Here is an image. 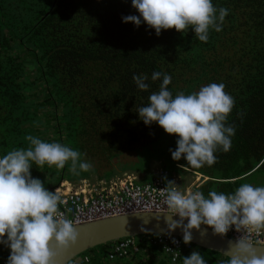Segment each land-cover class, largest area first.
I'll use <instances>...</instances> for the list:
<instances>
[{"label":"trees","instance_id":"1","mask_svg":"<svg viewBox=\"0 0 264 264\" xmlns=\"http://www.w3.org/2000/svg\"><path fill=\"white\" fill-rule=\"evenodd\" d=\"M212 3L226 7L229 14L222 31L211 30L208 41L201 42L191 30H162L157 36L146 23L137 27L123 22L124 16H139L131 0H0V157L27 148L25 137L32 135L67 145L93 165V170L74 175L66 163L64 179L71 182L122 176L128 170L114 171L117 157L140 154L147 162L160 160L166 178L180 169L203 174L205 196L210 191L232 193L243 183L264 186V0ZM24 49L33 52L42 79L48 80L45 98L26 73L27 59L20 52ZM153 72L171 76L168 89L173 97L210 83H223L234 97L227 121L236 129L232 146L215 153L217 162L211 167L181 168L186 161H174L169 151L175 150L177 137L139 119L137 109L148 104L162 83V77L151 79ZM141 74L148 77L147 91L133 81V75ZM32 169L57 183L53 166ZM106 169L113 170L110 176ZM157 174L138 181H151ZM154 236H137L139 250L119 258L120 264H183L193 250L207 264L229 259L190 243L172 261ZM109 244L111 248L112 243L103 246ZM97 249L89 251L91 263H111L108 250ZM10 251L0 244V264Z\"/></svg>","mask_w":264,"mask_h":264},{"label":"clouds","instance_id":"2","mask_svg":"<svg viewBox=\"0 0 264 264\" xmlns=\"http://www.w3.org/2000/svg\"><path fill=\"white\" fill-rule=\"evenodd\" d=\"M131 4L139 16H124L123 22L137 27L146 23L157 36L162 30L175 29L181 34L191 30L201 42L208 41L211 30L222 31L229 14L226 7L217 8L212 0H131ZM161 77L159 90L149 95L146 106L137 109L139 119L146 126L157 123L177 137L175 150L169 151L174 161H186L181 168L211 167L217 162L215 153L228 152L232 146L236 129L227 121L235 106L234 97L223 83H210L191 94L179 92L173 97L168 89L170 75L153 72L151 79ZM147 79L144 74L133 75L141 91L148 90ZM25 139L27 148L13 149L0 157V244L11 250L7 264H59L76 245L80 233L74 222L60 213V194L50 191L45 181L33 178L31 168L35 165L42 170L47 165L64 169L70 162L69 170L79 175L93 170V165L82 159L81 152L62 143L32 135ZM164 179L161 195H165L169 232L180 228L183 242L190 244L193 230L207 235L211 229L213 236L221 238L234 230L239 235L228 241L225 264H264V253L253 240V235H264V186L243 183L232 193L210 191L205 196L199 190L182 192L175 181ZM183 264L207 261L193 250L183 257Z\"/></svg>","mask_w":264,"mask_h":264},{"label":"built area","instance_id":"3","mask_svg":"<svg viewBox=\"0 0 264 264\" xmlns=\"http://www.w3.org/2000/svg\"><path fill=\"white\" fill-rule=\"evenodd\" d=\"M164 178L165 171L161 170L151 181L146 182H139L137 175L133 173H125L107 181L103 179L93 182L83 178L79 182H71L64 179L49 190H56L60 194L63 201L59 205L60 213L76 225L123 212L168 211L165 195H161V189L166 186ZM151 235H155V242L163 244L164 249L168 247L173 250L165 249L172 254V261H176L185 244L183 239L164 234ZM238 235L231 230L226 236L235 239ZM173 239L177 243H173ZM253 240L255 243L264 244V235H253ZM130 250H139L137 236L112 242L108 255L114 260L123 257ZM90 260L88 254H82L67 264H90ZM3 264H7V260H4Z\"/></svg>","mask_w":264,"mask_h":264},{"label":"water","instance_id":"4","mask_svg":"<svg viewBox=\"0 0 264 264\" xmlns=\"http://www.w3.org/2000/svg\"><path fill=\"white\" fill-rule=\"evenodd\" d=\"M168 211H134L123 212L108 217H103L84 223L76 224L80 233L75 246H72L60 259L59 264H67L70 260L80 254L97 247L117 241L129 236H139L148 234H164L177 236L183 239L180 228L169 232L166 218ZM173 219H179L174 217ZM187 223V221H185ZM204 226H202L203 228ZM234 238L225 236H213L211 229L207 230V235H201L199 231L193 230L192 244L217 251L221 255L229 258L228 241ZM260 253H264V244H258Z\"/></svg>","mask_w":264,"mask_h":264},{"label":"rangeland","instance_id":"5","mask_svg":"<svg viewBox=\"0 0 264 264\" xmlns=\"http://www.w3.org/2000/svg\"><path fill=\"white\" fill-rule=\"evenodd\" d=\"M22 54H23V58L27 59V67H26V73L27 75L33 80L35 81L36 80V84L34 86V88L39 91L40 95L42 98H45V91L46 89L49 88V84H48V80L46 79H42L43 77L41 76L40 74V70L38 68L37 65H35L36 61L34 60L35 58V55L33 54L32 51H26L25 49L24 50H21L20 51ZM48 104H51V102H47ZM48 109L51 111V106L48 105ZM58 137V136H55V138ZM145 153H149L145 150ZM137 155V156H136ZM148 155V154H147ZM120 158V159H118ZM151 158V157H150ZM118 159V162L117 164L114 165V171L117 169L120 170V172H124L126 170H128L126 173H133L135 175H137L139 181H142V180H145V178H149L151 176V173H153L154 171L155 172H158L160 173L161 170L163 171V169H161V163H160V160H157L156 159H153L151 160L150 159V162H147V158H145V155H138V154H135V155H120L119 157H117ZM135 160V162L133 161ZM53 169L57 172V177H56V180H57V183H60L62 180H64L65 178V174L67 172V169H66V166L64 169H57L55 166H53ZM151 170H153L151 172ZM34 171V173H33ZM113 170L111 169H106L105 171V174L106 176H110V173L112 172ZM130 171H133V172H130ZM125 173V172H124ZM123 173V174H124ZM32 176L33 178L35 176H40L39 179H41L42 181H45V186H49V185H53L56 186L57 183L56 181L53 182L51 180V177H46V173L42 172V171H38L36 169H32ZM109 174V175H108ZM122 174V175H123ZM121 176V175H119ZM51 187V186H50ZM50 189V188H49ZM104 245V244H103ZM103 245H99L97 247H94L88 251L85 252V254H88L90 256V259H91V255L93 252H89L91 250H94V249H97V248H103L104 246ZM109 247H108V251H109ZM98 254V253H97ZM82 254H80L81 256ZM119 258H122V257H118L117 259H110L109 261L111 263H107L105 262V264H114L113 262H117L116 264H120L122 261H118ZM90 264L91 263V260H90Z\"/></svg>","mask_w":264,"mask_h":264},{"label":"crops","instance_id":"6","mask_svg":"<svg viewBox=\"0 0 264 264\" xmlns=\"http://www.w3.org/2000/svg\"><path fill=\"white\" fill-rule=\"evenodd\" d=\"M167 179L175 181L176 185H178L179 187V190H181L182 192H188V191H195V190L201 191V186L204 183L206 178L203 176V174H200L199 172L195 170H181L180 169L176 173H173L171 178H167ZM46 187L49 189V188H52L53 185L51 184ZM108 247H110V245L104 246L103 248L99 247L97 250L107 251ZM101 251H97V252H101Z\"/></svg>","mask_w":264,"mask_h":264}]
</instances>
